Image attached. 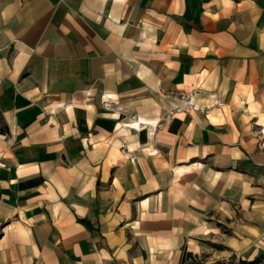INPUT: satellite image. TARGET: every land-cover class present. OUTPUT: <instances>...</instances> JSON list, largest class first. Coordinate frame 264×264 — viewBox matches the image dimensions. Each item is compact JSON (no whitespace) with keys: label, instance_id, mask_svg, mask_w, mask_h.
<instances>
[{"label":"crops","instance_id":"obj_1","mask_svg":"<svg viewBox=\"0 0 264 264\" xmlns=\"http://www.w3.org/2000/svg\"><path fill=\"white\" fill-rule=\"evenodd\" d=\"M0 264H264V0H0Z\"/></svg>","mask_w":264,"mask_h":264}]
</instances>
